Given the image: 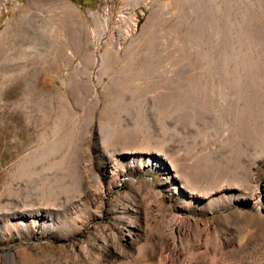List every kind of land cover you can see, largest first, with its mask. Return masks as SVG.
<instances>
[{"label":"rangeland","instance_id":"1","mask_svg":"<svg viewBox=\"0 0 264 264\" xmlns=\"http://www.w3.org/2000/svg\"><path fill=\"white\" fill-rule=\"evenodd\" d=\"M67 1L0 0V264H264V0Z\"/></svg>","mask_w":264,"mask_h":264},{"label":"bare ground","instance_id":"2","mask_svg":"<svg viewBox=\"0 0 264 264\" xmlns=\"http://www.w3.org/2000/svg\"><path fill=\"white\" fill-rule=\"evenodd\" d=\"M2 2H4L5 0H1ZM47 1V0H46ZM51 2H53L54 3V5H56V6H60V4L61 5H67L68 7H72V4L69 2V1H67V0H51ZM78 8H76L75 7V5L73 6V11H75V12H77V14L79 13L78 12ZM66 11V10H65ZM107 12V11H106ZM75 14V13H74ZM109 14H107V17H106V19H105V21L107 22L108 21V18H109V16H108ZM135 22H136V17L134 16V14H130V16L128 17V22H127V24L126 25H124V27H125V30H124V32L123 33H130V32H133L132 30H133V28H134V25H135Z\"/></svg>","mask_w":264,"mask_h":264}]
</instances>
